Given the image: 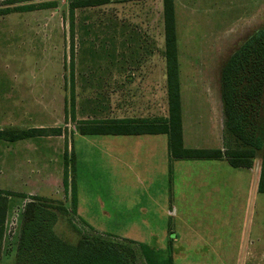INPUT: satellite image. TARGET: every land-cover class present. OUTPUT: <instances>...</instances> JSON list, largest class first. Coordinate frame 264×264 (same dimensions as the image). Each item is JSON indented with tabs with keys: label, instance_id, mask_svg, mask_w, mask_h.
Instances as JSON below:
<instances>
[{
	"label": "rangeland",
	"instance_id": "rangeland-1",
	"mask_svg": "<svg viewBox=\"0 0 264 264\" xmlns=\"http://www.w3.org/2000/svg\"><path fill=\"white\" fill-rule=\"evenodd\" d=\"M71 1L0 0V191L13 194L7 198L0 264H32L35 257L48 254L40 251L42 246H50L54 241L71 247L85 241L91 248L93 242L100 249L104 248L100 244L104 241L106 248L111 245L115 250V257L130 264H146L138 243L172 251L173 264H264V213L258 210L257 214L248 208L243 190L236 198L232 193V203L245 207L232 208L230 216L194 215L181 209L180 222L175 220L170 226L182 229L178 232L181 241L177 249L167 247L166 241H152L151 237L164 236L157 229L166 226L168 219L140 215V205L147 200L134 199V192L128 189L127 181L132 177L126 167L122 181L121 172L118 175L112 166L110 150L101 144L110 138L77 136L72 140L79 123L76 118L80 119V114L84 116L94 105L105 104L107 112L102 116H110L111 88L98 86L94 77L106 75L95 69L112 64L117 48L116 23L124 22L125 31L129 26L132 32L134 28L147 27L145 19L157 21L162 16L163 1L110 0L104 6L78 9L73 40ZM46 3L55 5L40 8ZM31 5L32 10L21 8ZM174 5L178 32L181 38L190 36L191 45H202L203 36L206 40L222 37L233 53L264 29V0H175ZM183 41L180 40L181 47ZM252 48L257 50L258 64H245L231 88L237 113L246 119L241 122L246 126L244 133L256 142L258 127L264 126V44L257 42ZM191 91L183 88L187 105ZM72 97L75 120L70 119ZM31 129L43 130L29 139L9 140L13 134ZM62 134L65 140L59 138ZM229 136L225 150L238 151L243 143L236 138L240 136L238 131ZM69 140L73 141L79 214L73 212L70 189L66 193L63 186L64 157L67 153L70 160L73 153L67 150ZM37 165L49 166V179L45 176L39 183L37 175L31 174L32 166ZM35 198L46 200L35 202L45 212L43 228L34 240L39 248L21 255L18 243L22 217L25 206L34 203ZM200 222L204 227L197 234L207 241L201 242L192 234V227ZM152 228L155 231L150 232Z\"/></svg>",
	"mask_w": 264,
	"mask_h": 264
},
{
	"label": "crops",
	"instance_id": "crops-1",
	"mask_svg": "<svg viewBox=\"0 0 264 264\" xmlns=\"http://www.w3.org/2000/svg\"><path fill=\"white\" fill-rule=\"evenodd\" d=\"M148 1L151 0H146ZM175 6L182 145L189 150H220L223 153L227 144L221 97V73L224 65L236 51L232 53L229 43L225 44L222 37L206 40L203 36L202 45L198 46L191 45L190 36L183 37V41L178 32L179 22ZM145 20L147 27L134 28L133 32L130 31L129 26L125 31L124 22L116 23L118 24L115 27L117 48L113 52L112 64L95 69L96 72H104L106 75L94 77V81L99 82L98 86L111 88L110 116H102L105 111L107 112L104 103L102 107L94 105L84 116L80 114V119L76 118L79 123L168 118L163 8L162 16L157 21L151 17ZM180 40L184 42L183 47L179 44ZM183 88L192 89L189 105L183 94ZM61 136L65 140V134L60 135L59 138ZM72 136L73 141L77 136L110 138V141L105 139L101 144L109 148L112 166L117 169L118 175L121 172L122 181L126 167L132 177L127 183L129 191L134 192V199L147 200L140 205V210L143 211L140 215L162 216L168 219L169 228L166 224L157 229L162 231L164 236L161 238L153 236L152 241H166L167 247L177 249L176 245L181 241L178 232L182 229L178 230L170 226L175 220L180 222L181 209H187L194 215L201 213L208 216H230L232 208L245 207L242 203H232V193L236 198L240 190H243V196L248 199L246 205L249 203V209H253L256 213L262 210L260 212L264 213V194L258 192L260 155H256L249 169L233 168L225 158L174 159L170 155L168 136L161 133L82 135L77 124ZM72 140L67 143L68 152H73ZM32 167L31 174L37 175L39 183L45 176L49 179L47 176L49 166ZM16 171L21 173L22 169L21 171L15 169ZM80 205L79 197L76 195L77 214L80 213ZM202 223L195 224L191 229L194 237L201 242L207 241L204 236L197 234L199 229L203 230ZM94 231L99 232L95 229ZM151 231L155 229L152 228ZM124 239L139 242L134 239Z\"/></svg>",
	"mask_w": 264,
	"mask_h": 264
},
{
	"label": "trees",
	"instance_id": "trees-1",
	"mask_svg": "<svg viewBox=\"0 0 264 264\" xmlns=\"http://www.w3.org/2000/svg\"><path fill=\"white\" fill-rule=\"evenodd\" d=\"M146 1V0H134ZM110 3V0H72L69 4V17L71 24V39L73 40V22L75 11L84 8H95L104 6ZM54 3L41 4L40 8L54 7ZM24 10H32L33 5L21 7ZM163 17L165 31V58L167 63V96L169 116L167 119H143V120H107V121H92L78 123L79 131L82 135H139V134H166L169 139L170 155L174 159L179 160H218L225 158L233 168L252 167L253 161L258 152L261 157L260 179L258 184V192L264 194V126L258 127V141H253L252 136H246L241 122H246L245 116L237 113V107L233 101L234 89L233 85L235 76L239 70L247 65L258 64L257 50L252 47L258 44H264V29L253 35L247 43L237 50L228 62L224 65L221 73V97L224 107L225 118V134L226 144L230 141V133L239 135L236 137L242 147L238 151L232 153L224 150H189L182 145L181 131V105H180V87L177 68V35L175 25L174 0H163ZM259 95V94H258ZM73 96V94H72ZM261 101L258 99V121L261 123ZM70 119L75 120L74 114V99L72 97V116ZM39 133L37 129L23 131L13 134L9 137L11 142L29 139ZM2 132H0V135ZM227 138L229 141H227ZM236 142V140H235ZM227 149V148H226ZM68 159L66 153L64 157V179L63 186L67 193L70 189L71 203L73 212L76 213V185L74 178V155L73 153ZM69 161L71 162L69 166ZM69 169V172H68ZM72 177L69 179V173ZM12 193H4L0 191V249L4 234V223L8 213V196ZM21 196V195H17ZM36 201H46L45 199L35 198L34 203H28L22 217V229L20 231L18 250L21 255H25L34 249L39 248L35 243L37 233L43 228L44 214L40 205ZM65 207L61 205L60 209L65 212ZM92 230V229H91ZM94 231V230H93ZM96 232V231H95ZM133 242V241H132ZM103 249L95 247L93 242L92 248L90 243L81 242L78 247H71L54 241L50 246L43 247L40 251H47L48 254L35 257L32 264H130L125 259L115 257V250L112 246L101 241ZM146 264H173L172 251H162L156 248H151L147 245L138 243ZM41 247V246H40Z\"/></svg>",
	"mask_w": 264,
	"mask_h": 264
}]
</instances>
